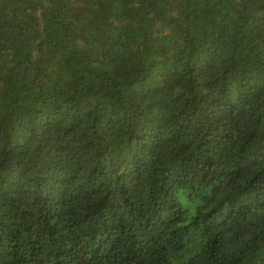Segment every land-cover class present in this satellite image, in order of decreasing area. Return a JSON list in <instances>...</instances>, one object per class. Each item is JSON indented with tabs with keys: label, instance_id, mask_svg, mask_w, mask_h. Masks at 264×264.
I'll return each instance as SVG.
<instances>
[{
	"label": "trees",
	"instance_id": "trees-1",
	"mask_svg": "<svg viewBox=\"0 0 264 264\" xmlns=\"http://www.w3.org/2000/svg\"><path fill=\"white\" fill-rule=\"evenodd\" d=\"M0 264H264V0H0Z\"/></svg>",
	"mask_w": 264,
	"mask_h": 264
}]
</instances>
